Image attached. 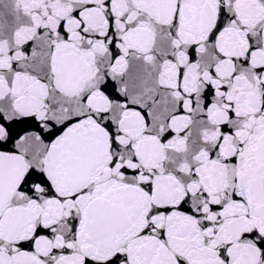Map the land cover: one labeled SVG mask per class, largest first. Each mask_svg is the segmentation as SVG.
I'll list each match as a JSON object with an SVG mask.
<instances>
[{"label":"snow or ice","instance_id":"6c2138e0","mask_svg":"<svg viewBox=\"0 0 264 264\" xmlns=\"http://www.w3.org/2000/svg\"><path fill=\"white\" fill-rule=\"evenodd\" d=\"M0 264H264V0H0Z\"/></svg>","mask_w":264,"mask_h":264}]
</instances>
